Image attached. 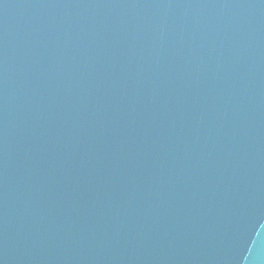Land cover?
I'll use <instances>...</instances> for the list:
<instances>
[{
    "label": "water",
    "instance_id": "95a60500",
    "mask_svg": "<svg viewBox=\"0 0 264 264\" xmlns=\"http://www.w3.org/2000/svg\"><path fill=\"white\" fill-rule=\"evenodd\" d=\"M0 264H264V0H0Z\"/></svg>",
    "mask_w": 264,
    "mask_h": 264
}]
</instances>
